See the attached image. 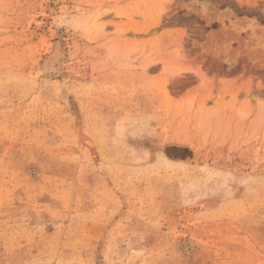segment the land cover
<instances>
[{"label":"rangeland","instance_id":"374dc122","mask_svg":"<svg viewBox=\"0 0 264 264\" xmlns=\"http://www.w3.org/2000/svg\"><path fill=\"white\" fill-rule=\"evenodd\" d=\"M0 264H264V0H0Z\"/></svg>","mask_w":264,"mask_h":264},{"label":"trees","instance_id":"16d2710c","mask_svg":"<svg viewBox=\"0 0 264 264\" xmlns=\"http://www.w3.org/2000/svg\"><path fill=\"white\" fill-rule=\"evenodd\" d=\"M166 154L173 160H186L192 156V152L188 148L183 147L168 148Z\"/></svg>","mask_w":264,"mask_h":264},{"label":"bare ground","instance_id":"6f19581e","mask_svg":"<svg viewBox=\"0 0 264 264\" xmlns=\"http://www.w3.org/2000/svg\"><path fill=\"white\" fill-rule=\"evenodd\" d=\"M180 72H181V70H180ZM207 205H209V204H207Z\"/></svg>","mask_w":264,"mask_h":264}]
</instances>
